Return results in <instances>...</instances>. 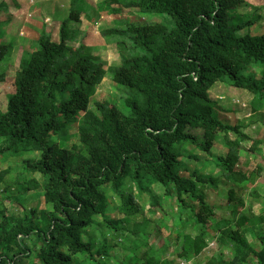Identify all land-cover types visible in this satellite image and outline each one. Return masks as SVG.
<instances>
[{
  "label": "trees",
  "instance_id": "16d2710c",
  "mask_svg": "<svg viewBox=\"0 0 264 264\" xmlns=\"http://www.w3.org/2000/svg\"><path fill=\"white\" fill-rule=\"evenodd\" d=\"M242 4L244 0H102L98 10L90 6L85 13L72 0L58 39L43 29L23 53L14 92L0 109V160L37 154L21 160L25 177L17 191H1L0 264H108L116 247L123 256L130 251L136 264H264V231L253 234L264 222V212L258 218L237 215L234 209L231 218L217 215L205 194L208 183L216 180L190 171L185 160L198 161L194 151L212 157L218 178L233 186L230 202L236 187L248 182L238 166L240 157L261 150L257 142L240 154L229 148L247 143L249 137L241 126L217 118L219 111H226L209 94L216 83L226 82L252 95L251 113L264 110V34L238 36V30L254 22L230 24L229 11ZM124 10L166 16L171 23L139 25L115 19L101 26L104 43L118 55V64L107 68L92 50L68 44L79 35L76 25L82 14L93 23L104 11L116 16ZM10 47L0 44V63ZM107 74L117 85L125 112L109 101L89 108ZM126 90L135 91L143 103L125 97ZM72 125L78 145L68 148L64 144ZM229 133L239 139L230 140ZM220 146H228V152L213 157ZM12 169L0 170V183ZM157 185L164 189L162 196L153 192ZM36 194L45 209H26L23 200ZM251 194L258 197L255 191ZM109 196L122 218L108 217ZM142 196L148 197L152 212L155 207L164 211L167 198L173 199L178 214L172 218L170 235H175L176 245L170 259L152 248L139 256L147 241L132 250L121 246L124 240L136 241L139 230L146 233L138 201ZM13 207L21 211L15 213ZM136 218L144 224L134 227ZM187 220L194 235L185 233ZM163 221L156 220L159 226ZM248 233L256 237L257 247ZM213 241L230 258L223 251L205 256Z\"/></svg>",
  "mask_w": 264,
  "mask_h": 264
},
{
  "label": "rangeland",
  "instance_id": "374dc122",
  "mask_svg": "<svg viewBox=\"0 0 264 264\" xmlns=\"http://www.w3.org/2000/svg\"><path fill=\"white\" fill-rule=\"evenodd\" d=\"M72 0H0V33L3 32V36L0 39V44H9L10 53L5 61L0 63V75L3 76V82L0 83V109L4 110L7 103V98L14 92V79L16 72L19 70L20 59L24 52H27L31 48L33 43L43 31L48 32L53 40L58 39V29L61 22L67 17ZM75 7L82 9L85 13L92 6L98 10L102 0H73ZM103 12V11H102ZM115 19H125L132 23L139 25H145L150 23H164L170 25V21L166 16L158 14H142L139 15L136 11L124 10L122 14L112 16L107 15L106 11L101 14L99 19H94L93 23H89L85 15L80 16V22L76 25L79 30V35L75 41L69 42L68 44L74 48L82 45L87 50H92V53L101 58L104 67L114 66L118 64V55L116 50L106 45L100 36L99 28L105 24L112 23ZM229 19L231 25H239L245 22H254V25L244 27L237 31L238 36H256L264 34V0H244V4L236 7L229 11ZM223 85L228 92L231 90L236 91L234 93L235 98L230 100L227 98L226 101L214 100L218 107L226 108L227 112L219 111L217 118L226 124L238 125L243 128L249 140L244 142H235L229 146L233 149V152L240 154L245 151L246 146H250L252 142L259 143L261 150H254V153H245L239 160V169L244 171L248 175V182L240 188L236 187V197L234 200L228 201V191L232 188V184L219 177V169L216 167L211 159H206L205 155L199 154L194 151V154L199 155L198 161L191 159H185L190 171L197 170L203 178L209 177L214 178L216 181L214 184L208 183L205 189L207 199L212 203L214 211L217 215L224 218H231L232 210L237 211V215L245 214L247 216L255 215L256 218L260 213L264 212V110L257 112L256 114L251 113L249 99L251 94L240 89H232L226 82H218L212 88L217 85ZM128 95L137 97L139 102L142 104L143 99L140 95L132 90H126ZM242 91V92H241ZM210 93V91H209ZM120 94L117 85L112 80L110 74L102 80L101 84L96 88L95 94L92 96V101L89 104L91 110H95V103L103 101H109L115 103L118 108L125 112V108L122 106L120 101ZM232 101V102H231ZM251 101V100H250ZM226 102V103H225ZM249 114V115H248ZM242 131V130H241ZM222 135V134H219ZM218 136L216 137V139ZM228 138L232 141H237L239 137L229 133ZM216 143V142H215ZM68 148L72 145H78L77 139V128L76 125H72L69 130V137L65 140V144ZM185 147L186 144H183ZM187 150L191 151L186 147ZM228 146H220L216 149L215 155L223 156L228 150ZM250 148V147H249ZM214 149L212 150V152ZM37 154L25 153L21 157H11L6 161L0 160V170L6 168H13L12 175L6 176L4 181L0 183V208L4 205V199L1 195V191L4 187L10 188L12 193H15L18 183H20L24 177V169L21 166V160L24 158H32ZM218 178V179H217ZM251 191H255L258 197L251 194ZM154 194L162 196L164 189L162 186L157 185L153 188ZM106 195L107 192H106ZM111 202L108 217L122 218L121 214L115 209L116 200L109 196ZM241 200V203H239ZM139 204L142 206L143 217L147 221L145 232L139 230L138 238L134 242L124 240L122 247L129 249L137 248L141 244H145L139 250V256L143 253H150L156 250L161 252L162 257L170 259L173 255L175 242V235H170V231L173 228L172 218L176 216L177 211L172 198H167L163 205L164 211L159 208H153L154 212L149 211L148 197H138ZM228 201V202H227ZM24 207L26 209H32L40 211L45 209V204L42 196L36 194L34 196H26L23 200ZM166 205V206H165ZM12 210L15 213H19L21 209L19 207H13ZM159 218L164 219L163 225H158L156 220ZM134 227H140L144 224L143 219L136 218ZM185 233L194 235L196 233L195 228L191 226L190 221H185ZM164 226V227H163ZM132 224L128 225V230L131 229ZM264 231V222L258 224L254 229L253 234L257 235ZM98 234V233H97ZM127 234V233H126ZM247 237L251 243L258 246L256 237L251 236V233L247 234ZM133 239V236H129ZM138 245V246H137ZM220 252H224L226 258H230V253L226 249H220L217 242L213 241L207 249L204 251V255L211 257L215 256ZM123 250L119 247L115 248V258H112L108 264H118V260H121L122 264H136L137 257L128 254L123 256ZM177 262V261H176ZM177 264H197L196 260H190L188 262H178ZM201 264H206L202 262Z\"/></svg>",
  "mask_w": 264,
  "mask_h": 264
},
{
  "label": "crops",
  "instance_id": "0c3cea01",
  "mask_svg": "<svg viewBox=\"0 0 264 264\" xmlns=\"http://www.w3.org/2000/svg\"><path fill=\"white\" fill-rule=\"evenodd\" d=\"M234 93H237V92L236 91H233V90H231L230 92H228V89H226L223 85H219L218 84L215 88H211L209 94H210V97H211L212 100L226 101V100H224L226 98H227V100L228 99L233 100L235 98ZM251 99H252V95L250 96V99H249V102L248 103H250V100ZM222 109L227 110L225 107L224 108L222 107Z\"/></svg>",
  "mask_w": 264,
  "mask_h": 264
}]
</instances>
